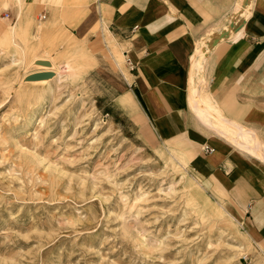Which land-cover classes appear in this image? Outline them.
Instances as JSON below:
<instances>
[{"label":"rangeland","instance_id":"rangeland-1","mask_svg":"<svg viewBox=\"0 0 264 264\" xmlns=\"http://www.w3.org/2000/svg\"><path fill=\"white\" fill-rule=\"evenodd\" d=\"M40 2L33 16L23 1L41 23L32 34L28 23L12 34L16 19L0 17V264H264L261 241L189 166L193 186L167 162L171 147L179 149L158 135L136 98L119 103L102 75L130 80V59L103 33L97 12L92 17V0ZM45 8L59 19L45 24ZM82 38L97 65L83 78L50 81L48 91L46 80L69 69L70 47ZM197 47L207 50L203 41ZM36 56L42 60L30 61ZM45 65L53 75L38 77L49 73Z\"/></svg>","mask_w":264,"mask_h":264},{"label":"crops","instance_id":"crops-1","mask_svg":"<svg viewBox=\"0 0 264 264\" xmlns=\"http://www.w3.org/2000/svg\"><path fill=\"white\" fill-rule=\"evenodd\" d=\"M25 1L34 16L40 0ZM92 3V17L97 12L103 33L108 29L131 62L130 80L102 75L119 103L131 105L129 93L136 98L158 135L188 156L186 167L264 249V160L209 132L189 102L192 56L204 41L209 51L201 90L224 116L264 141V0ZM18 8L15 0H0V17L8 13L6 19L15 20ZM43 11L45 24L59 19V12Z\"/></svg>","mask_w":264,"mask_h":264},{"label":"bare ground","instance_id":"bare-ground-1","mask_svg":"<svg viewBox=\"0 0 264 264\" xmlns=\"http://www.w3.org/2000/svg\"><path fill=\"white\" fill-rule=\"evenodd\" d=\"M16 1L18 3L19 10H18L17 19L15 23H12L10 26V31L12 34L15 35L17 32V29H20L22 25L28 23L27 26H30V27H29V30H27V32L28 34H32L33 26L36 25L37 28H40L41 23L39 22L35 24L30 19V13L26 9L25 5H23V0H16ZM35 35L36 34L32 36L35 37ZM28 38L29 37L26 38L27 44L29 40ZM203 43L206 44L204 41ZM13 44H15L16 46L18 43L16 42V40H14ZM18 45L21 47L22 52L26 51L27 47L23 45L21 46L20 44ZM87 47H88L87 41L85 38L80 39V42L74 47H70L71 52H69L65 60L69 69H66L65 72H61L57 70L56 74L52 76L51 79L46 80V84H48V87H47L48 91L51 89L50 81L54 79H58L62 81L63 79H69L72 76H78L80 78H83L92 68H94L97 65V60L95 59L96 56L94 57L93 53ZM113 47H117L115 42H113ZM106 48L109 50V53L112 55V57L115 58L116 54H114V50L115 52H118V50L111 48V45H109L107 42H106ZM208 51H209L208 47H207V50H203L202 47H197V49L195 50L192 56V67L190 69V97H189L190 104L195 109L194 111L198 115V118L200 119V121L206 124V128L209 132L218 133L220 135L227 137L229 140L233 141L234 144L236 145L238 144V146L240 145L241 148L243 147L245 150H248L252 154L258 156L260 159L264 160V141L260 139L257 133L253 131L250 127H247L243 124L235 122L232 119L224 116L221 113L220 109L216 106V103L211 98V95L206 92L204 93L201 90V86H202L201 83L205 84V82H204V79L200 77V75L201 73L203 75V70L205 69L207 65V52ZM25 58H26V55L21 56V60H24ZM34 58L35 60H38V61L42 60L40 56L39 57L36 56V57H33L30 61H32ZM43 58L51 60L49 54H47V56L45 55ZM115 61L118 64L121 63L116 58H115ZM41 67L43 68L44 72L54 71V70H50L49 65L47 66L45 65ZM36 106L42 107L43 103L37 102ZM37 117L39 116L36 115L35 118L31 120L29 123L30 124L34 123ZM171 149L172 150L170 152V156L168 157L167 162L170 161L174 165H176V167L177 165L181 167L182 169L180 170L181 180H183L186 185L193 186V183L188 178V173H187L186 165L189 159L188 156L184 152L180 150H176L173 147H171ZM202 187L206 188L203 184H202ZM195 191L198 193H201L200 190L195 189ZM188 202H191L193 205L197 206L198 208L197 211H199L200 213H205L201 204L199 203V199L195 196V194L193 193L189 194ZM215 203L221 204L225 212H228V213L230 212L225 206H223L222 202L219 201L218 198L215 199ZM209 207L213 208L214 205L209 203ZM229 214L233 216L231 212Z\"/></svg>","mask_w":264,"mask_h":264},{"label":"water","instance_id":"water-1","mask_svg":"<svg viewBox=\"0 0 264 264\" xmlns=\"http://www.w3.org/2000/svg\"><path fill=\"white\" fill-rule=\"evenodd\" d=\"M53 74L52 73H43L41 75H38V77H48V76H52Z\"/></svg>","mask_w":264,"mask_h":264},{"label":"built area","instance_id":"built-area-1","mask_svg":"<svg viewBox=\"0 0 264 264\" xmlns=\"http://www.w3.org/2000/svg\"><path fill=\"white\" fill-rule=\"evenodd\" d=\"M4 16H5V17H8L9 14H8V13H5ZM44 16H45V14H43V17H44ZM130 63H131V62H130ZM209 150H213V148H209Z\"/></svg>","mask_w":264,"mask_h":264}]
</instances>
